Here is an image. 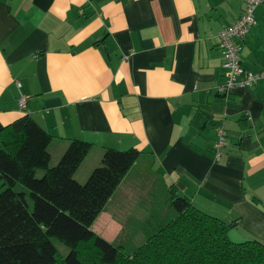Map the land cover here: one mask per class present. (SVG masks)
I'll list each match as a JSON object with an SVG mask.
<instances>
[{"label":"crops","instance_id":"0c3cea01","mask_svg":"<svg viewBox=\"0 0 264 264\" xmlns=\"http://www.w3.org/2000/svg\"><path fill=\"white\" fill-rule=\"evenodd\" d=\"M243 9L244 0H0V129L29 113L52 136L50 165L71 140L91 143L81 183L105 148L140 151L91 225L109 243L132 218L143 225L138 244L166 222L170 186L232 223V241L264 243V81L219 92L218 33ZM235 44L246 70H264V2ZM218 126L227 144L216 160Z\"/></svg>","mask_w":264,"mask_h":264},{"label":"trees","instance_id":"16d2710c","mask_svg":"<svg viewBox=\"0 0 264 264\" xmlns=\"http://www.w3.org/2000/svg\"><path fill=\"white\" fill-rule=\"evenodd\" d=\"M0 140V264H264L262 241H232V223L197 208L172 186L167 198L174 213L140 244L126 250L93 232L91 225L139 158L137 148H105L81 183L74 174L91 143L71 140L50 165L52 136L29 113L1 128ZM17 185L28 190L31 204ZM53 239L68 247L66 255Z\"/></svg>","mask_w":264,"mask_h":264},{"label":"built area","instance_id":"2783aa9c","mask_svg":"<svg viewBox=\"0 0 264 264\" xmlns=\"http://www.w3.org/2000/svg\"><path fill=\"white\" fill-rule=\"evenodd\" d=\"M264 0H244V9L234 23L226 25L220 29L219 45L221 48L222 66L224 69L225 81L219 87V92L227 93L231 89L238 87H251L259 81H264V70L257 72L246 70L239 56V48L235 44V39H243L250 32L255 24L256 7ZM19 85V83H18ZM28 96L20 95L17 98L19 108L26 109ZM218 139L214 144V157L216 160L222 155V149L227 144V131L223 126L217 128Z\"/></svg>","mask_w":264,"mask_h":264},{"label":"rangeland","instance_id":"374dc122","mask_svg":"<svg viewBox=\"0 0 264 264\" xmlns=\"http://www.w3.org/2000/svg\"><path fill=\"white\" fill-rule=\"evenodd\" d=\"M53 157H56V156L54 155ZM51 163H54V162L51 161ZM39 172H41V171H39ZM144 172L146 173L145 169H144ZM141 183L142 182H136L137 185H140ZM17 188L18 189L23 188L25 191H27V198H28L29 204H31L32 201H31V198L29 196L28 190H26V188L21 186V185H17ZM131 221H132V224L130 226H127L126 229L120 231L118 233V235H116L114 237V239H111L110 244L113 245V243H115V245H117V246L119 244H124L126 250H129V247L131 248L133 245L135 246L138 244V242H137L138 241V234L142 231L143 225L138 224L137 221L135 220V218H132ZM117 228H120V226H117ZM105 239H103V240H105ZM105 241L109 243V241H107V240H105ZM53 242L62 255H66L68 253L69 249L63 243H61L57 239H53Z\"/></svg>","mask_w":264,"mask_h":264},{"label":"water","instance_id":"95a60500","mask_svg":"<svg viewBox=\"0 0 264 264\" xmlns=\"http://www.w3.org/2000/svg\"><path fill=\"white\" fill-rule=\"evenodd\" d=\"M5 148H4V146H3V144H2V142H1V140H0V151L1 150H4Z\"/></svg>","mask_w":264,"mask_h":264}]
</instances>
